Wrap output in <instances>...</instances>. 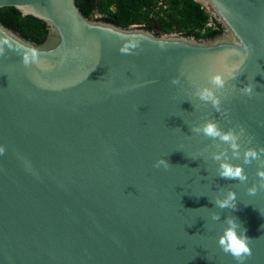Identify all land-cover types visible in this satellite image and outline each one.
<instances>
[{
    "label": "water",
    "instance_id": "water-1",
    "mask_svg": "<svg viewBox=\"0 0 264 264\" xmlns=\"http://www.w3.org/2000/svg\"><path fill=\"white\" fill-rule=\"evenodd\" d=\"M194 1L220 34L157 36L89 19L75 0H0L47 31L38 44L0 23V264H237L217 244L229 216L253 239L244 264H264V190L247 192L264 153L244 164L264 148V0ZM212 72L226 77L219 110L196 95ZM206 121L237 137L239 156L192 131ZM221 162L247 181L221 178ZM229 190L236 209L217 207Z\"/></svg>",
    "mask_w": 264,
    "mask_h": 264
},
{
    "label": "trees",
    "instance_id": "trees-1",
    "mask_svg": "<svg viewBox=\"0 0 264 264\" xmlns=\"http://www.w3.org/2000/svg\"><path fill=\"white\" fill-rule=\"evenodd\" d=\"M80 12L89 19L102 20L127 28L138 26L157 36L179 33L209 39L222 32L209 12L194 0H168L165 9L154 0H75ZM0 23L38 44L44 42L46 25L33 17H22L14 8L0 10Z\"/></svg>",
    "mask_w": 264,
    "mask_h": 264
},
{
    "label": "clouds",
    "instance_id": "clouds-1",
    "mask_svg": "<svg viewBox=\"0 0 264 264\" xmlns=\"http://www.w3.org/2000/svg\"><path fill=\"white\" fill-rule=\"evenodd\" d=\"M122 53H129L127 47L121 48ZM237 55H240L237 53ZM36 53H32L33 59ZM29 57H24V63L27 64ZM243 60H241V63ZM239 65H235L234 69L238 70ZM235 70L230 75L231 79L236 78ZM226 82V77L221 72H212L208 76V83L210 86H203L197 89L196 95L203 101L211 102L214 108L219 110L220 100L215 95L216 90L223 89ZM171 83L176 84L178 80L173 78ZM245 95L251 96L253 94V86L251 84H245L241 90ZM192 131L196 133H203L204 136L209 138H219L224 143L232 149L235 156H239V144L236 142L237 137L231 132H221L219 127L215 122L206 121L203 125L194 127ZM5 149L0 147V154H3ZM259 153H264V148L259 150L247 148L244 151V164H251L253 160L259 159ZM213 159L220 161V154H213ZM154 167H163L167 169L170 164L163 158L155 161ZM218 174L221 178L228 180H238L241 183L247 181L248 177L244 172L243 167L240 165H233L228 162H221L219 166ZM259 178L258 184H253L251 187L247 188L249 195H256L258 190H264V168L258 167L256 172ZM213 203L221 208L236 209V194L235 192L229 190L223 199L215 198ZM219 214L213 213L212 219L219 220ZM226 227H224L222 234L217 239V244L222 252L229 254L237 262V264H244L245 260L252 255V250L250 248V243L252 238L246 235V229L242 227L241 223L234 216H229L225 218Z\"/></svg>",
    "mask_w": 264,
    "mask_h": 264
},
{
    "label": "built area",
    "instance_id": "built-area-1",
    "mask_svg": "<svg viewBox=\"0 0 264 264\" xmlns=\"http://www.w3.org/2000/svg\"><path fill=\"white\" fill-rule=\"evenodd\" d=\"M155 2H156V4H157V6L159 7V8H163V9H165L166 8V6H167V1L168 0H154Z\"/></svg>",
    "mask_w": 264,
    "mask_h": 264
}]
</instances>
